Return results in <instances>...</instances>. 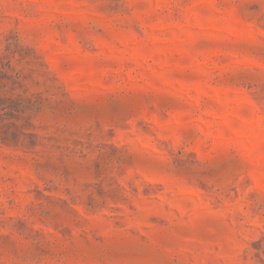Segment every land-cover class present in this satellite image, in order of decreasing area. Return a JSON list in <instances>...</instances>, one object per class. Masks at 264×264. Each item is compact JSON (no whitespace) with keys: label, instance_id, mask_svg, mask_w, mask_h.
Listing matches in <instances>:
<instances>
[{"label":"rangeland","instance_id":"obj_1","mask_svg":"<svg viewBox=\"0 0 264 264\" xmlns=\"http://www.w3.org/2000/svg\"><path fill=\"white\" fill-rule=\"evenodd\" d=\"M1 53L0 264H264V0H0Z\"/></svg>","mask_w":264,"mask_h":264},{"label":"trees","instance_id":"obj_2","mask_svg":"<svg viewBox=\"0 0 264 264\" xmlns=\"http://www.w3.org/2000/svg\"><path fill=\"white\" fill-rule=\"evenodd\" d=\"M23 87L20 71L12 64L9 54H0V139L17 137V122L35 110V100L16 91ZM14 129V130H13Z\"/></svg>","mask_w":264,"mask_h":264}]
</instances>
